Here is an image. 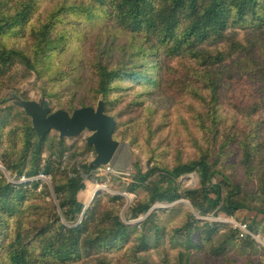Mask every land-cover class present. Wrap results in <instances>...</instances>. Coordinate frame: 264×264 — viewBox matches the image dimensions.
Listing matches in <instances>:
<instances>
[{
    "label": "trees",
    "instance_id": "1",
    "mask_svg": "<svg viewBox=\"0 0 264 264\" xmlns=\"http://www.w3.org/2000/svg\"><path fill=\"white\" fill-rule=\"evenodd\" d=\"M35 73L53 112L104 96L115 138L146 170L104 180L85 167L92 150L42 139L20 111H1L0 264L264 254L204 220L232 218L255 236L264 223L253 204L264 201V0H0V96ZM193 174L198 188H184ZM103 182L117 193L93 195Z\"/></svg>",
    "mask_w": 264,
    "mask_h": 264
},
{
    "label": "water",
    "instance_id": "2",
    "mask_svg": "<svg viewBox=\"0 0 264 264\" xmlns=\"http://www.w3.org/2000/svg\"><path fill=\"white\" fill-rule=\"evenodd\" d=\"M29 85L35 88L36 99H25L22 88L5 91L0 96V112L17 109L23 118L30 121L31 131L42 139L52 136L61 143L83 140L85 147L95 154L94 159L85 165L88 171L113 166L126 143L115 138L116 121L106 113L104 96H101L96 108L79 107L70 113L63 110L53 112L37 73ZM98 191L96 189L93 195Z\"/></svg>",
    "mask_w": 264,
    "mask_h": 264
},
{
    "label": "rangeland",
    "instance_id": "3",
    "mask_svg": "<svg viewBox=\"0 0 264 264\" xmlns=\"http://www.w3.org/2000/svg\"><path fill=\"white\" fill-rule=\"evenodd\" d=\"M32 81H33V77H31L29 81H27L24 84H22L21 86H19L18 90L20 88H22V92L24 93V95L28 94L29 99H33L34 100V99L37 98V92H36L34 87L29 85V83H31ZM76 143L79 144L81 147L86 148L83 140L75 141V143L67 142L68 146H72L73 144H76ZM124 147H125V149H123L119 153V156L117 157V159H116L115 163L113 164V166H111L108 169L94 170V172L95 173H99L100 177L102 179H104V180H107V181L111 179L110 176H113L114 178H119V179H122V180H124L126 178H129L134 172V166H135L136 163H138L140 165L141 169L145 172V170H146V161H147L145 156H143V154H140L138 151H131L128 148L127 143H126V146H124ZM94 157H95V154H94L93 151H91L89 153V155H87L84 158L85 162L93 160ZM84 159H81L80 163ZM104 183L105 182L100 184L98 187H101V186L103 187L105 185ZM180 183H181V185L184 188L196 189L199 186V179L194 174L193 175H188V176L183 177L180 180ZM112 184H115V182L112 181ZM109 186H110V191H112L111 185H109ZM122 189H124L123 185H121L118 190L121 191ZM115 192L117 193V191H115ZM124 196L128 197L130 201H131V199H135L134 195H131V196L124 195ZM180 203H183L186 206H188V202H186V201H181ZM253 204L257 205V206H260V205L264 206V201L262 200V198L261 199H257ZM204 220L205 221H210V222L227 224V225L232 226L233 229L236 230L235 221L232 218L211 217V218H204ZM236 231L240 235V232L238 230H236ZM243 239H246V238H243ZM252 240H256L261 246L264 247V223L260 224L259 234H258V236H255V238H252ZM232 256L236 260L237 264H249L250 261H254L256 264H258L260 260L264 259V254H262V253L261 254L260 253L257 254L255 252L251 253L248 249L240 250V249H234L233 248ZM150 262L152 264H159L160 263V258L158 256H153V257L150 258Z\"/></svg>",
    "mask_w": 264,
    "mask_h": 264
},
{
    "label": "built area",
    "instance_id": "4",
    "mask_svg": "<svg viewBox=\"0 0 264 264\" xmlns=\"http://www.w3.org/2000/svg\"><path fill=\"white\" fill-rule=\"evenodd\" d=\"M42 178H44V177H42ZM104 184L105 185L103 187L102 186L101 187H97V190H101V191L112 193V194L115 193L114 190L110 191V187H109V185L107 183H104ZM235 228H236V230H238L240 232L241 238H255L254 234H252L249 231L247 225H242V224H239V223H237L235 221Z\"/></svg>",
    "mask_w": 264,
    "mask_h": 264
}]
</instances>
